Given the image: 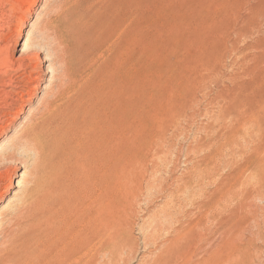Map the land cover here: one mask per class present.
Listing matches in <instances>:
<instances>
[{"label":"rangeland","instance_id":"obj_1","mask_svg":"<svg viewBox=\"0 0 264 264\" xmlns=\"http://www.w3.org/2000/svg\"><path fill=\"white\" fill-rule=\"evenodd\" d=\"M45 19L54 25L50 37L39 32ZM40 33L45 42L31 76L20 83L14 75L20 88L11 98L0 95V156L11 154L0 160V243L4 232L14 242L2 246L0 263L10 256L6 264H20L14 257L21 249L36 248L35 225L53 217L92 239L77 242L69 264H89L91 251L100 252L98 264H148L174 237L171 229L194 220L208 231H199L196 260L264 264V197H246L258 207L249 210L236 187L225 211L197 209L246 160L239 135L227 166L214 159V148L226 130L234 133L239 116L264 102V0H0V54L8 53L16 68L28 53L25 41L41 40ZM46 100L72 125L66 122L56 141L33 134L32 143H23L39 119L30 115ZM36 182L32 200L26 195ZM23 208H30L29 218L10 224ZM28 259L24 264H35Z\"/></svg>","mask_w":264,"mask_h":264},{"label":"bare ground","instance_id":"obj_2","mask_svg":"<svg viewBox=\"0 0 264 264\" xmlns=\"http://www.w3.org/2000/svg\"><path fill=\"white\" fill-rule=\"evenodd\" d=\"M130 3V2H129ZM55 12V11H54ZM55 16V15H54ZM60 18V17H58ZM62 18H64L66 21L68 19H70L69 15H66L65 13L62 14ZM72 18H76L75 15L72 16ZM62 19V20H64ZM47 19H45L46 21ZM49 20V19H48ZM56 20V19H54ZM50 21V20H49ZM61 21V18H60ZM65 21V22H66ZM76 21V20H74ZM44 22V21H43ZM52 22V21H51ZM53 24V23H52ZM61 24V23H59ZM64 24V23H63ZM57 27L59 26L58 24H56ZM65 25V24H64ZM52 25L49 23H47V21L43 24V26H38V28H40L39 32H43V34H47V35H51L53 27H51ZM66 27V25H65ZM36 28V27H35ZM64 28V26H63ZM69 28V27H68ZM73 28V27H71ZM75 28V27H74ZM61 32V29H58ZM65 29H63L64 31ZM68 30V29H67ZM54 31V30H53ZM58 31V34H59ZM62 31V32H63ZM38 32V33H39ZM56 32V30L54 31V33ZM65 32V31H64ZM63 32V33H64ZM68 32V31H67ZM72 32V31H71ZM37 33V32H36ZM62 33V36H64V34ZM73 33V32H72ZM24 34V32H23ZM32 35V34H31ZM42 34L40 33L39 36H41ZM44 35V36H45ZM46 35V36H47ZM49 35V37H50ZM61 35V34H60ZM59 35V36H60ZM68 35V34H67ZM71 35V34H70ZM38 36V35H37ZM44 36L42 35V39H37L36 38H29L25 41V43L23 44L24 49H27L28 53L25 54H21L20 57L18 58V67L16 68V61L14 59H11L10 55L7 53L6 55H2L0 54V95L2 93H4L6 95V98H11V93L12 90L20 88V86H16L14 85L15 80L13 79V76L16 74H19V76H17L16 80H18L20 83H22V80L24 81V78H26L24 75H26L28 73L29 76H31L32 72L29 73V69H31L32 64L36 63L37 61H40V49L41 45L45 42L43 41ZM52 36V35H51ZM55 36V34H54ZM69 36V35H68ZM75 37V35H73ZM72 36V37H73ZM47 37V38H49ZM71 37V38H72ZM73 37V38H74ZM77 37V35H76ZM65 38V37H64ZM55 39V38H54ZM59 39V38H58ZM56 39V40H58ZM63 39V37H62ZM60 39V40H62ZM67 39V38H66ZM69 39V37H68ZM75 39V38H74ZM46 40V37L45 39ZM49 40V39H48ZM59 40V41H60ZM71 41H73V39H69ZM58 41V42H59ZM64 42V41H63ZM75 42V41H73ZM60 43V42H59ZM67 43V42H66ZM71 43V42H70ZM57 44V43H56ZM61 44V43H60ZM42 45V46H43ZM63 43L61 44V46H59L60 48L62 47ZM69 42H68V47H69ZM67 46V45H66ZM55 48V47H54ZM64 48H62L63 50ZM68 49V48H67ZM71 49V48H70ZM58 50V49H57ZM69 50V49H68ZM67 50V51H68ZM66 51V50H65ZM64 51V52H65ZM24 52V51H23ZM22 52V53H23ZM54 53V52H53ZM5 54V53H4ZM58 54V53H57ZM62 54V53H61ZM68 54V53H67ZM71 55V54H70ZM58 56V55H57ZM60 56V55H59ZM67 56V55H66ZM65 56V57H66ZM62 57V56H61ZM64 57V56H63ZM68 58V57H66ZM55 59V57H54ZM57 59V58H56ZM70 59V58H68ZM64 60V59H63ZM54 61V60H53ZM71 61V60H69ZM69 61H64V62H68ZM57 62V61H56ZM68 63H65L66 65ZM63 64V63H62ZM22 73V74H21ZM249 75V74H248ZM28 76V77H29ZM53 76V75H52ZM62 76V75H61ZM11 81V92H6L5 87H6V81L7 80ZM30 82V81H29ZM233 83V82H232ZM236 84V83H235ZM241 84V83H240ZM233 85V84H232ZM228 87V86H227ZM9 88V87H8ZM21 88L26 89V86H21ZM62 89V88H61ZM64 89V88H63ZM231 89V88H230ZM22 90V89H21ZM22 90V91H23ZM233 90V89H232ZM25 91V90H24ZM15 92V91H14ZM54 92V90H53ZM225 92V91H224ZM55 93V92H54ZM57 93L56 92L55 98L57 97ZM64 93V92H63ZM62 93V94H63ZM66 93V91H65ZM24 95V94H23ZM66 96V94H65ZM21 97V96H20ZM5 98V99H6ZM59 98V97H58ZM56 99L59 101V99L63 98H59ZM23 99V97H22ZM47 99V98H46ZM216 99V98H215ZM1 98H0V103H1ZM4 100V99H3ZM7 100V99H6ZM5 100V101H6ZM18 100V99H17ZM24 100V99H23ZM55 100V101H56ZM21 101V100H20ZM62 101V100H61ZM227 101V100H226ZM231 101V100H230ZM233 102V101H232ZM4 103V101H3ZM6 103V102H5ZM59 103V102H58ZM16 103H11V107H13ZM232 104V103H231ZM1 105V104H0ZM43 109L40 110L41 112L37 115H30L32 116V119L35 120L34 118H38V122L37 123H33V126H31V128L28 127V132L27 135H25V137L22 138V142L25 144H29L32 143L34 141V139L32 138V135H37V136H46L47 138H52L56 141V138L60 133L65 132L66 126L68 125V123L71 121L67 120V116H64L65 114L61 112H59L58 114H53L56 113L54 104L51 103V100H46L43 102ZM226 105V104H225ZM61 106V105H60ZM228 106V105H227ZM17 107V106H16ZM57 107V106H56ZM231 107V106H230ZM58 108V107H57ZM62 108V107H61ZM66 109V108H63ZM222 109V108H221ZM225 109V108H223ZM60 110V109H59ZM226 110V109H225ZM13 112V111H12ZM67 112V111H66ZM247 113H249L246 117H241L237 120V127L234 128L233 130V134L232 132L230 133L228 130L225 131V133L223 134V139H222V144L221 146L218 145L216 148H214V154H215V158L216 161L218 158L221 159L222 164L225 166H227L229 164V160H228V150L230 147V144L233 142V139L236 136H240L243 139V151L245 152V157L246 160H244L243 165H241L237 170H235L231 175H229L228 177H226L224 180H222L221 183H219L218 186H216V190L211 192V194H209V198L207 200H202L199 201V203L197 204V209L200 211V213H204V211L208 208L210 211V207H214L217 209V211H225V201L227 200V197L229 194H233V192L236 191V187H239L240 189L243 190L244 192V197L246 199V201L244 202V207L250 209H254V211L258 210L257 206H253V205H249L247 204L248 199L249 198H254V197H259L258 199H260V197H264V102H260V103H256L253 104L252 107L248 108V111H245ZM71 113V112H70ZM32 114V113H31ZM64 114V115H63ZM239 114V112H238ZM246 115V114H245ZM244 115V116H245ZM54 116V117H53ZM71 115H69L70 117ZM231 116V115H230ZM53 117V118H52ZM58 117H60L58 119ZM52 118V119H50ZM58 120H57V119ZM221 119V117H220ZM41 120V122H39ZM235 120V118H234ZM1 121V120H0ZM66 122L67 125H66ZM223 122V121H222ZM230 122V121H229ZM236 122V121H235ZM6 123V122H5ZM72 123V122H71ZM69 123V124H71ZM219 123V122H218ZM230 124V123H229ZM228 124V125H229ZM72 125V124H71ZM70 126V125H69ZM229 127V126H228ZM70 128V127H69ZM73 132V131H71ZM70 132V133H71ZM87 132V131H84ZM229 132V133H228ZM67 133V131H66ZM74 133V132H73ZM82 134V133H81ZM90 134V132H89ZM222 134V133H221ZM231 134V135H230ZM36 136V137H37ZM96 136V135H95ZM216 136V135H215ZM39 138V137H38ZM40 139V138H39ZM95 139V138H94ZM82 140V139H81ZM221 140V139H220ZM58 141V140H57ZM61 141V140H60ZM80 141V140H79ZM37 142V141H36ZM45 142V141H44ZM47 142V141H46ZM42 143V142H41ZM81 143V142H80ZM85 143V140L84 142ZM82 143V144H83ZM45 144V143H44ZM54 144V143H53ZM57 144V143H56ZM220 144V143H218ZM33 145V144H31ZM37 145V144H34ZM16 146V144H13V148ZM40 146V145H39ZM42 146V145H41ZM233 146V145H232ZM235 146V144H234ZM36 147V146H35ZM44 147V146H43ZM50 147V146H49ZM214 147V146H213ZM240 147H242L240 145ZM39 148V147H37ZM52 148V146L50 147ZM239 148V146L237 147ZM34 149V148H33ZM40 149V148H39ZM46 149V148H45ZM210 149V148H209ZM85 150V148H83V151ZM92 150V149H91ZM230 150H233L232 148ZM45 151V150H44ZM39 152V151H38ZM46 153V151L44 152ZM94 153V152H93ZM235 153V152H234ZM45 155V154H44ZM84 155V154H83ZM87 157V153L85 154ZM89 155V154H88ZM231 155V153H230ZM9 156H11V154L9 153V151L6 152V154H4L3 156H0V160L4 159V158H8ZM93 156V155H92ZM96 156V155H95ZM80 157V155H79ZM85 157V156H84ZM88 159V158H87ZM78 160V159H77ZM76 160V161H77ZM220 161V162H221ZM78 162V161H77ZM86 162V161H83ZM89 162V161H88ZM96 162V160H95ZM219 162V163H220ZM79 163H80V158H79ZM91 163V162H89ZM83 164V163H81ZM92 164H94V162H92ZM91 165V164H90ZM96 165V163H95ZM84 166V165H83ZM89 166V165H88ZM82 167V166H81ZM218 167V166H217ZM79 168V167H78ZM88 168V167H87ZM94 168V167H93ZM222 168V166L220 167ZM224 168V167H223ZM222 168V169H223ZM83 169V167H82ZM86 169V168H85ZM87 170V169H86ZM95 170V169H94ZM221 171V170H220ZM78 172V171H77ZM85 172V171H84ZM81 173V172H78ZM83 173V171H82ZM91 173V172H89ZM95 173V172H94ZM213 174L216 172H212ZM81 175V174H80ZM84 175V173H83ZM75 176V175H74ZM82 176V175H81ZM89 176V175H88ZM210 176V175H209ZM76 177V176H75ZM86 177V176H84ZM249 177V178H248ZM82 178V177H81ZM42 181V179H40ZM215 180V179H214ZM38 181V180H37ZM86 181V179H85ZM97 181V180H96ZM213 181V180H212ZM217 181V180H216ZM215 181V182H216ZM250 181V182H249ZM92 182H95L92 180ZM96 183V182H95ZM94 183V184H95ZM214 183V182H213ZM37 184L39 183H33V186L30 187V191H28L29 196L31 197V199L33 200V198H35L33 196V191H35L34 189L36 188ZM43 184V183H42ZM84 184V183H83ZM85 185V184H84ZM199 185V184H198ZM197 185V186H198ZM202 185V184H200ZM39 186V185H38ZM37 186V187H38ZM63 186V185H62ZM87 187V186H86ZM94 187V186H93ZM41 188V187H40ZM196 188V186H195ZM38 189V188H37ZM46 189V188H45ZM89 189V188H88ZM206 189V188H205ZM42 190V189H41ZM47 190V189H46ZM45 190V191H46ZM199 190V188H198ZM197 190V191H198ZM202 190V189H201ZM235 190V191H234ZM37 191V190H36ZM43 191V190H42ZM89 191V190H87ZM203 192V191H202ZM31 193V194H30ZM40 193V192H39ZM47 194V192H45ZM197 192H195L196 194ZM37 194V193H36ZM91 194V193H90ZM241 194V193H240ZM95 195V194H94ZM207 195V194H206ZM239 195V194H238ZM41 196V195H40ZM45 196V195H44ZM193 196V195H192ZM195 196V195H194ZM241 196V195H240ZM249 197V198H246ZM27 198V197H26ZM50 198V197H49ZM48 198V200H49ZM199 198V197H198ZM201 198V197H200ZM229 198V197H228ZM28 199V198H27ZM26 199V200H27ZM37 199V198H36ZM35 199V201H36ZM41 199V198H40ZM39 199V200H40ZM47 199V198H45ZM206 199V198H205ZM29 200V199H28ZM43 200V199H42ZM57 200V199H56ZM66 201V199H64ZM192 200V199H191ZM233 200V199H232ZM31 201V200H30ZM41 201V200H40ZM33 202V201H32ZM47 202V200L44 202V204ZM51 202V201H50ZM28 204V203H27ZM26 204V205H27ZM42 204V203H41ZM48 204V202H47ZM25 205V206H26ZM229 205V204H228ZM29 206V205H28ZM34 206V205H33ZM36 207V208H35ZM34 208H32L34 211V213L36 212V210L38 211L37 205H35ZM46 207V205L44 206ZM196 207V206H193ZM41 208V207H40ZM192 208V206H191ZM30 209V208H29ZM28 208H23L20 211L18 210V216L13 217L12 219L10 218V220L8 219L7 221L10 222V224H13V222L16 221H21L23 219H28L29 218V213H31V210H29ZM44 209V208H43ZM213 209V208H212ZM231 209V208H230ZM197 210V211H198ZM215 210V209H214ZM41 211V209H40ZM39 211V212H40ZM191 211V210H190ZM195 211V210H193ZM46 212V211H45ZM185 213V212H184ZM36 214V213H35ZM47 214V212H46ZM51 214V213H50ZM194 214V213H191ZM218 214V213H217ZM5 215V214H4ZM33 215V214H32ZM37 215V214H36ZM170 215V214H169ZM185 215V214H184ZM188 215V214H186ZM203 215V214H201ZM205 215V214H204ZM46 216V215H45ZM110 216V215H109ZM171 216V215H170ZM168 216V217H170ZM208 216V215H207ZM206 216V217H207ZM1 217V216H0ZM11 217V216H10ZM35 217V215H34ZM38 217V216H36ZM42 217V215H41ZM40 217V218H41ZM186 217V216H184ZM228 217V216H227ZM237 217V216H236ZM33 218V217H32ZM190 218V216H189ZM188 218V219H189ZM193 219V218H192ZM221 219V216H220ZM2 220V219H1ZM0 220V221H1ZM40 220V219H39ZM44 220V219H43ZM226 220V219H225ZM224 220V221H225ZM249 220V219H248ZM38 221V220H37ZM94 221V220H93ZM178 221V220H177ZM191 221V220H190ZM215 221V220H214ZM30 222V221H29ZM32 222V223H31ZM31 224H36V220L35 222L31 221ZM56 221L55 219H53V217H51L50 219H46V221L44 222H38L37 225H35V227L37 228L38 226V230L37 233L35 234V237L32 238L33 242L36 241V248L33 247V243H32V248L31 247H26L23 250L21 249L20 253L16 255L15 260L14 261H18L20 264H24V258H30L28 260H32L31 258H33V261L35 264H69L70 262H73L74 260V255L76 250H77V242H82V243H91V237L89 236H82V231L78 230L77 231V227L67 223V224H63L65 223V220L63 222H59ZM91 222V221H90ZM188 222V220H187ZM195 220L194 222H188L185 224H180L177 229H171L174 232V237L169 240L168 243H166L165 245H163L160 249H159V255L156 259H154L153 261H151L148 264H206L207 260L204 261H199L195 259V250L196 247L199 245H196V242L198 241L199 238H201V232L199 233V231L202 230L201 226L198 229V224H195ZM202 222V221H201ZM241 222V221H239ZM4 223V222H3ZM25 223V222H24ZM166 223V222H165ZM180 223V222H178ZM214 223V222H213ZM5 224V223H4ZM9 224V225H10ZM70 224V225H68ZM159 224V223H158ZM169 223H167L166 225H168ZM26 225V224H25ZM203 225V224H202ZM3 226V225H2ZM1 226V227H2ZM6 227V225H4ZM23 228L25 227L24 225H22ZM27 226H29L27 224ZM91 226H93L91 224ZM115 226V225H114ZM89 227V226H88ZM17 228V227H16ZM27 227H25L26 229ZM34 228V226H33ZM33 228H31L33 230ZM107 228V227H106ZM209 228V226H208ZM241 228V227H240ZM19 229V228H18ZM22 229V228H21ZM28 229V228H27ZM73 229V230H72ZM165 230V228H163ZM87 230V229H86ZM113 230V229H112ZM20 231V230H19ZM85 231V230H83ZM93 231V230H92ZM116 231V230H115ZM204 231V230H202ZM24 232V231H23ZM33 232V231H32ZM76 232V234L74 233ZM204 232H208L207 230ZM228 232V231H227ZM31 233V232H30ZM215 233V232H214ZM233 233V232H232ZM6 238L5 241L1 244L0 243V255L3 256L2 254V246L6 245L7 243L10 245L13 241L12 239L9 238V232H4L3 233ZM29 234V233H28ZM85 234V233H84ZM83 234V235H84ZM93 234V233H92ZM208 234V233H207ZM221 234V233H220ZM225 234V232H224ZM9 235V236H8ZM14 235V234H12ZM31 235V234H30ZM76 235V236H75ZM233 235V234H232ZM241 235V234H240ZM15 236V235H14ZM17 236V235H16ZM114 236V235H113ZM228 236H230L228 234ZM237 236V235H236ZM18 237V236H17ZM112 237V235H111ZM239 237V236H237ZM22 239V237H20ZM29 238V237H27ZM35 238V240H34ZM234 238V237H233ZM26 239V238H25ZM207 239V238H206ZM218 239V238H217ZM24 240V239H23ZM205 240V239H204ZM229 240V239H228ZM96 241V240H95ZM217 241V240H216ZM232 241V240H231ZM234 241V240H233ZM93 242V241H92ZM201 242V241H200ZM14 243V242H13ZM22 243V241H21ZM24 243V242H23ZM27 243V242H25ZM31 243V242H30ZM122 243H125L124 241H122ZM209 243V242H208ZM199 244V243H198ZM202 244V242H201ZM24 245V244H23ZM29 245V244H28ZM86 245V244H85ZM161 245V244H160ZM206 245V244H205ZM218 245V244H217ZM13 246V245H12ZM35 246V244H34ZM82 246V245H80ZM126 246V244H125ZM203 246V245H202ZM16 247V246H14ZM18 247V245H17ZM21 247V246H20ZM84 247V246H82ZM95 247V245L93 246ZM117 247V246H116ZM5 248V247H4ZM13 248V247H12ZM19 248V247H18ZM89 248V247H87ZM201 248V247H200ZM199 248V249H200ZM8 249V248H7ZM11 249V248H10ZM18 249V250H20ZM83 249V248H82ZM86 249V248H85ZM95 248H92V250ZM118 249V248H117ZM79 250V248H78ZM97 250V249H96ZM119 250V249H118ZM117 250V251H118ZM157 250V249H156ZM205 250V248H202V251ZM116 251V252H117ZM6 252V251H5ZM19 252V251H17ZM78 252V251H77ZM83 252V251H82ZM92 254L89 259V264H98V259H99V255L100 252L99 251H91ZM199 252V251H198ZM8 253V251L6 252ZM9 253H11V250H9ZM81 254V250L79 252ZM14 253H12V256ZM79 254V255H80ZM90 254V253H89ZM206 254V253H205ZM223 254V253H222ZM226 254V252H225ZM0 256V257H2ZM108 256V255H107ZM117 256V255H116ZM120 256V255H119ZM4 257V256H3ZM10 257V256H7ZM6 257V259H7ZM121 257V256H120ZM221 257V256H220ZM155 258V257H154ZM2 259V258H1ZM5 259V258H4ZM6 259H5V264H6ZM12 259V258H10ZM76 259V257H75ZM9 260V259H8ZM123 260H125V258H123ZM1 261V260H0ZM4 261V260H3ZM12 261V260H11ZM9 261V262H11ZM32 261V262H33ZM117 261V260H116ZM75 262V261H74ZM73 262V263H74ZM79 262V261H77ZM4 263V262H3ZM88 263V262H87ZM86 263V264H87ZM117 263V262H116ZM1 264V263H0ZM13 264V263H12ZM15 264V262H14ZM30 264V262H29Z\"/></svg>","mask_w":264,"mask_h":264}]
</instances>
